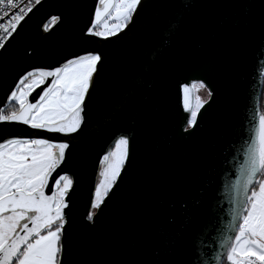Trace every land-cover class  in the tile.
<instances>
[{
	"label": "water",
	"instance_id": "obj_1",
	"mask_svg": "<svg viewBox=\"0 0 264 264\" xmlns=\"http://www.w3.org/2000/svg\"><path fill=\"white\" fill-rule=\"evenodd\" d=\"M248 3L245 14L239 0H143L127 30L100 40L82 35L95 0H42L8 51L0 53V101L15 74L31 65L54 66L83 48L104 56L67 164L77 183L65 264H143L152 258L161 229L180 234L171 258L187 264L192 240L206 224L202 250L205 258L212 256L213 238L232 207L221 172L227 180L235 179V172L224 161L235 154L252 110L260 108L264 82L259 75L264 58L257 52L264 0ZM51 15L62 19L44 33L42 22ZM207 52L216 56L211 74L202 62ZM206 75L213 97L192 134L182 137L178 129L187 114L179 106V86ZM133 84L135 90L120 104ZM0 131L33 134L23 125H3ZM125 131L132 136V154L89 224L84 216L98 157Z\"/></svg>",
	"mask_w": 264,
	"mask_h": 264
},
{
	"label": "snow or ice",
	"instance_id": "obj_2",
	"mask_svg": "<svg viewBox=\"0 0 264 264\" xmlns=\"http://www.w3.org/2000/svg\"><path fill=\"white\" fill-rule=\"evenodd\" d=\"M239 3L247 14L248 0ZM41 4L42 0H0V53L8 51ZM142 5L143 0H95L83 37L109 40L118 36ZM61 19L49 16L41 30L48 33ZM259 28L257 52L264 58V14ZM25 54L30 52L25 50ZM103 60L102 52L83 48L54 66L31 65L15 74L5 100L0 101V126L23 125L33 133L0 131V264H65L64 238L77 183L67 164L73 140L85 126L88 101ZM202 62L209 74L215 71V54L205 53ZM259 75L264 77V67L259 68ZM135 87L130 86L120 104L127 102ZM200 90L206 97L198 94ZM213 94L207 75L179 86V106L187 114L178 129L180 136L192 134ZM131 154L132 136L125 131L115 135L112 146L98 157L90 207L84 216L89 224L110 197ZM224 164L235 172L232 180L221 172L223 194L232 204L227 210L229 219L218 230L219 237L213 238L217 246L210 258L202 250L207 224L202 227L192 240L187 264H264V111L258 106L252 110L235 154ZM179 236L161 229L152 258L143 264H181L171 258Z\"/></svg>",
	"mask_w": 264,
	"mask_h": 264
},
{
	"label": "trees",
	"instance_id": "obj_3",
	"mask_svg": "<svg viewBox=\"0 0 264 264\" xmlns=\"http://www.w3.org/2000/svg\"><path fill=\"white\" fill-rule=\"evenodd\" d=\"M260 108H261V111H264V82H263V88H262V94H261V100H260Z\"/></svg>",
	"mask_w": 264,
	"mask_h": 264
},
{
	"label": "rangeland",
	"instance_id": "obj_4",
	"mask_svg": "<svg viewBox=\"0 0 264 264\" xmlns=\"http://www.w3.org/2000/svg\"><path fill=\"white\" fill-rule=\"evenodd\" d=\"M202 98L206 97V93L204 92V90H200V92L198 93Z\"/></svg>",
	"mask_w": 264,
	"mask_h": 264
}]
</instances>
